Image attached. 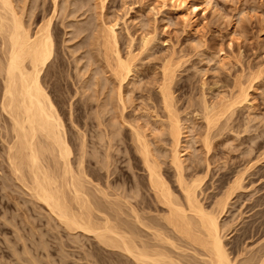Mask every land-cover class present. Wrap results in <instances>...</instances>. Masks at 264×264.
<instances>
[{"label": "bare ground", "instance_id": "obj_1", "mask_svg": "<svg viewBox=\"0 0 264 264\" xmlns=\"http://www.w3.org/2000/svg\"><path fill=\"white\" fill-rule=\"evenodd\" d=\"M63 1L65 4L59 5V0H50L49 7H45L43 4L45 0H0V130L7 131L9 134L5 158L11 174L33 202L30 201L33 204L43 205L46 219L53 220L55 225L68 231V234L78 233L76 237L73 234L74 238L89 234L88 236L91 235L100 245L118 250L120 254L129 258L132 264H264V242H262L264 239L261 240L262 244L260 242L254 250L247 249L248 251L245 250L246 248L241 247L240 249L238 246L241 245H236L229 250L227 242L224 241L227 237L225 232L231 229L232 220L237 219L238 216L231 218V223L226 218L225 221L224 217L229 209L234 207V203L238 202H241L236 205L239 208L238 210L236 208L239 216H242L245 210L253 212V215L251 214L252 219L241 228L240 236L236 235V237L242 242L246 239L264 237V195L249 198V203L244 206L243 212L240 211L242 209L240 207H243L246 199L239 201L247 186L264 181L262 180L264 179V150L258 145L254 146V137H245L247 133L245 131L250 126L248 128L247 124H242L247 127L242 126L244 129L240 131L237 127L238 131H234L235 128L230 123L237 106L250 104L248 89L253 87L250 81H248L249 86H245L242 80L240 82L239 76L233 82L235 83L233 88L237 87L236 91L229 87L231 90L220 91L211 99H207V94L201 91V98L199 97V102L196 101L199 103V107L196 108L199 109L190 110L192 124L188 125V121H184L181 115H178L173 91H171L175 68L171 67L170 63H164L157 79L158 102L161 104L159 107L162 108L163 114H156L157 105L153 107L148 102V104L143 103L144 107H139L143 110V115H141L145 116L146 120L141 118V115V117L138 116L139 114L133 116L136 109L132 107V103L131 107L135 109H132L133 115H127L125 110L129 106L127 102L133 101L129 95L133 90L125 91L124 87L130 84L133 88L136 86L137 82L133 78L136 77L138 70L135 68L134 61L138 57L136 55L142 52L134 53L133 40L132 44L128 40L126 47L128 49L124 56L118 50L115 28L122 20L121 15L113 14L115 17L105 21L101 17L103 13L100 10L99 13L102 14L97 16L96 26L88 20L81 25L69 22L68 26L72 28L69 32L72 34V39L80 38L84 32H88V35L83 36L86 41L80 42L79 48L76 47L77 51L82 47L85 49L86 46L90 48L93 46L97 53L89 56L92 58L91 64L94 62L95 65V62L103 61L104 64L100 67V71L102 74L109 73V76H99L100 71H95L97 73L94 72L91 83L87 84L88 78L87 83L84 82L85 85L80 83L81 87L87 90L100 87L101 79L105 83L99 89H106V85H111L104 92V95L107 91L111 92L109 96L103 98L97 107L95 106L94 117L97 121L95 129H98V136L96 135L98 140H93L92 135L87 139L84 133H79L76 135L77 155L73 156L72 144L66 135V129L64 130L63 120L55 107L56 103L46 91L45 85L55 84L51 80L57 73V66L60 65V61L57 62L59 53L55 46L57 36L53 19L59 14L61 24L65 27L66 18L84 16L91 7L85 9L88 5L87 0ZM95 1L96 6L94 5L93 9L96 10L98 4H101L103 8L104 0ZM209 1L203 0V3L209 4ZM161 2L165 6L167 3L172 5L177 0H161ZM181 4L177 2L176 5L180 7ZM183 6L182 4L181 7ZM38 8L40 11L35 13ZM194 8H191L194 11L193 14L196 11ZM32 25H35L33 29H31ZM152 37L149 35L142 38L140 43L142 51L149 50ZM81 75L83 77L82 73ZM253 79L251 80L254 82ZM145 100L152 101L150 95ZM250 106L251 104L248 107ZM73 115L69 110V116ZM245 116L243 117L246 118ZM154 117L160 120H154ZM248 117L250 118V115ZM140 118L144 124L140 122ZM150 118L153 120H148ZM253 118L248 121L246 119V122L251 120L250 123H253ZM130 119L132 121H129ZM198 121L199 125L197 123L195 125L199 128L197 136L201 138L202 145L200 144L201 147H199H203V156L190 155L195 159H192L194 157H190L192 160L188 158L191 163L186 165L185 160L187 162L188 159L184 158L182 148L187 150L188 147L184 145L182 147V140L187 138L186 133L191 137L189 132L194 131L195 135L196 128L192 125ZM121 127L129 129V132L127 131L129 138H127L131 146L126 145V149L130 153V159L134 162L132 165L143 171V174L138 175L135 172V177L127 174L129 180L125 186L120 183L121 186H119L118 181L116 182L117 177L114 176L117 163L121 158L117 152L120 146L119 141H122L120 139L117 141L115 135L118 136L117 131ZM226 130L229 133L224 132ZM155 132H158V135L154 137L157 140L151 136ZM231 132L234 133L235 139L237 138L235 150L238 151V154L232 158L238 160L233 161L232 166H228L231 176L220 173L217 181L221 185H218L217 192L206 193L209 187L208 185L206 187V178L208 177V181L213 178L217 167L215 163L222 158V154H225V152H219L218 149L213 151L217 144H213V140L223 136L224 140L217 141L226 143L234 138L230 135ZM242 133H245L244 136ZM160 136L163 137L160 138ZM195 137L193 136V142ZM189 139L185 141L186 146L192 141ZM248 140L251 142L249 143ZM156 141L161 142V145H157ZM244 144L246 146L242 147ZM223 145L224 148L225 145ZM226 155L230 157V160L232 159L229 152ZM212 165L216 167L213 168ZM166 172H169L171 178ZM213 188L214 186L212 190ZM258 189L260 191L261 186ZM234 198L236 200L232 203ZM41 205L40 209H42ZM51 227L54 225L52 224ZM28 249H26L27 252L26 250L23 252L28 254L29 251L30 254H34L30 252L31 248ZM34 255H31L32 258L28 257L30 262L32 259L35 260ZM24 260L27 261V259Z\"/></svg>", "mask_w": 264, "mask_h": 264}, {"label": "rangeland", "instance_id": "obj_2", "mask_svg": "<svg viewBox=\"0 0 264 264\" xmlns=\"http://www.w3.org/2000/svg\"><path fill=\"white\" fill-rule=\"evenodd\" d=\"M45 1L46 2L43 3L44 6L49 7V5L51 4L50 0ZM68 1L70 2V0ZM87 2L88 5L85 6V9L91 7V11L89 10L84 16L66 18L64 21V24L66 25L65 27L63 24H61L59 14L53 19V25L56 26L55 35L57 36V39H55V42H57V44H55V46H57L56 51L57 53H59L57 62L60 61V65L57 66V73L51 80L55 84L47 83L45 85L46 91L56 103L55 107L59 111L60 117L63 120L62 123L65 127L64 130L66 129V135L68 136V139L72 144L70 145L72 148L71 150L73 151V156L77 155L78 139L76 138V135H79V133H84L87 139L90 137V135H92L94 137L93 140H98V129H95V124L97 121L94 117L96 113V107L103 98L109 96L111 92L107 91V93H105L106 95H104V92H106L107 87L110 88L111 85H106V89H99L102 87V84L105 83L101 79L100 87L97 86L88 90L81 87V84L85 85L84 82L87 83L86 80L88 78L90 79V81L88 79L87 84L91 83V81L93 80L92 77L94 75V72H99L100 67L104 64V62H95V65L94 62H92L91 64L90 61H92V58H89V56H94L97 53L93 46L91 48L90 46H86V48L88 47L87 49L85 48L86 50L82 47L83 51L82 49H79L77 51L80 42L86 41V38L83 36L88 35V32H84L81 36L82 38L80 37L77 39H72V34L69 33L70 31H72V28H70L68 24L69 22H73V24L75 25H81L84 21L87 22L88 20V22H92V24L95 25L97 24L96 18L98 14L100 16L102 13L103 14L101 17H103L105 21L111 20L114 16L113 14H117L118 16L121 15L122 20L120 19L121 22H119V25L115 29L117 32L116 40L118 41L117 48H119L118 50L121 51L119 52L123 54V56L124 53H127L126 49L128 48L126 47L128 46V42L130 41L131 43L132 40V50L134 49V53L137 54V51L142 52H140V55H136L138 57H136L134 61V65H136L135 68H137L138 70L136 77L133 78V80L137 82L136 86L133 88L132 84H130L124 87L125 91L131 89L133 90L131 94L128 93L133 101L130 103L127 102V104H129L128 108L125 110V112H127V115H133L132 109H136V112L133 116H136L137 114H139L138 116H140L141 114L143 115V110L141 108L142 106L144 107L143 103L148 104V102L153 107L157 105L155 108L156 114H163L162 108L159 107L161 106V104L160 102H158L159 94L157 90V79L159 78V74L161 72V66L164 63H170V66H174L173 68H175V70L173 69L175 72V76L173 77L174 82L172 81L173 84H171V91H173L172 94L174 95V103L178 115H181L180 117L184 121H188V125H190L189 123L192 124V113L190 114V110H194V108L199 107V103H197L196 101L199 102V97L201 98V91L207 94V99H211L212 97L217 96L220 91H228V89L231 90V88L229 87H232L233 90L235 84L233 82H235L234 80L240 76L239 80L240 82L243 81L245 86H249L248 81H250V84H252V86L254 87L248 89V98L251 106L248 107L250 104L237 106L234 109L235 114L232 116L233 119L231 120L232 122L230 121V123L231 126L233 125V128H235L234 131H240L241 129L243 130L245 127H247V125L248 128L250 126V128L245 131L247 132L246 134L242 133L243 136L245 134V137H254V146L258 145L262 147V150H264V119H262L264 118V0H210L209 4L203 3V0H177L178 3L180 2L184 5L183 7H181V4V8L176 5L177 2L172 4L176 5L174 7L170 3H167V5L163 6L161 0H104L102 3L103 8L100 6L101 4H98L96 10L93 9L96 6L95 0H87L86 3ZM61 4H65V2L63 0H59V5ZM192 7H195L194 10H196L194 14L192 13L194 12L191 9ZM38 10L40 11V9L38 8L37 10H35V13L36 11L38 12ZM100 10L102 11V13H99ZM95 13H97V15ZM86 16L87 19L84 20ZM93 16L95 19L93 18ZM80 20H82V22ZM34 26L35 25H32L31 29H33ZM65 32H67V34H65ZM149 35L153 36V40L149 44V48L147 46L149 50L147 49L148 51H142L140 48V43L142 42L141 40L143 37H148ZM60 52L62 54H60ZM60 58L62 61L60 60ZM76 64L78 65L76 66ZM219 65H221V67ZM80 72L83 74V77ZM90 72L92 73V76ZM103 75L109 76V73L107 72L106 74H102L100 71L99 76ZM248 77L250 78L248 79ZM251 79H253L254 82ZM215 82L216 84L214 85ZM238 82L236 83L238 84ZM211 83L215 86V88ZM232 83L233 86H231ZM236 88L237 87H235L234 91H236ZM94 90H96V92H94ZM147 90H149V92ZM111 95L113 96V94ZM149 95L152 101L145 100ZM131 103L132 107H135V109L131 107ZM107 107L109 108L110 106ZM188 107L189 109H187ZM68 109L70 110V112H72V114H74L73 116H69ZM128 112H131L132 114ZM248 115H250V118L248 117ZM251 115L255 117L253 118ZM243 116H245L246 118H244ZM247 117L248 119L253 118V123H250V120L248 124L246 122ZM141 118H145L144 120H146L145 116H142ZM153 119L160 120V118L155 117ZM153 119L150 118L148 120ZM243 119L246 123H243ZM189 120L191 122H189ZM129 121H132V119H130ZM199 121L193 123L192 125V127L196 128V130H194L195 135L196 137H198V139L195 137L193 133L194 131H188L191 137H189L188 133H186L187 138L189 137L190 139H188L192 141L186 146L187 142L185 141H188V139H183L182 137V142L185 143L181 144L182 147L184 145V147L189 148H187L188 151L182 148L183 156L185 155L184 158L186 159L194 157L190 156L193 154L195 155V157L203 156V147L200 148L201 138L200 136H197L199 131L197 125H199ZM259 121H261V124L259 123L260 126L258 124ZM140 122H143L142 124H144V121H142V119L140 120ZM196 123L197 125H195ZM242 124L247 125H244V127ZM257 124L258 126H255ZM125 126L126 125H124V127ZM242 126L244 128H242ZM254 126L257 128L254 129ZM237 127L240 129L237 130ZM78 130L80 132H78ZM127 131L129 132L128 127H121L117 131L118 136H120L118 137L117 134L115 135V139L117 141H119V139L122 140L119 141L120 143L118 142L120 146L118 147L119 151L117 152L119 153V157L121 158L117 163L114 174V176L117 177L116 182L118 181L119 186H125L127 180H129L127 174H132V177H135L136 173L137 175L143 174V171L141 169H136L132 165L134 164V162L130 159V153L126 149V145L131 146L128 139L129 133ZM227 131L228 130L224 132ZM157 133L158 132H155L156 135L152 134L151 136L154 138L158 135ZM231 133L230 135L234 137L232 139L236 140L237 138L235 139L234 133ZM8 135L9 134L7 133V131L5 132L3 130H0V264H25L27 261L28 262L26 264H29L30 258L28 257H31V255L33 256L34 254L36 255H34L35 260L32 259L33 262L38 260L36 261V263L34 262L35 264H132L130 259L125 257L123 254H120L118 250L110 249L105 247L104 245H100L91 235H82L80 233L82 236L79 235L77 236L78 238H74V236L76 237V234L78 233L68 234V231L64 230L60 226L55 225V222H53V220L49 221L48 218L46 219L45 207H43V205L39 203L33 204L32 199L27 197V194L24 192L25 190L15 180L13 174H11L12 172L5 158L6 142L9 138ZM151 136L149 135V137ZM193 136L195 137L194 142ZM162 137L163 136H160V138ZM222 137L223 136H221V138L217 137L218 139L215 138L213 140V144L217 143L215 144L216 148L214 146L213 151L218 149L219 152H225V154H222L223 156H225L227 152H229L230 155H232L231 158L234 155H237L238 151L235 150V143L237 144V140L232 142L233 140L230 139V141L222 143L221 141L224 140V137ZM219 139L221 141H217ZM154 140L157 139L154 138ZM195 141L199 143H196ZM248 141L249 143L251 142V140ZM156 142L158 144H155L161 145V142ZM229 142L230 144L234 145H230ZM222 144L225 145L223 146L227 150L222 147ZM227 145L231 147L229 151V147ZM245 146L246 145L244 144V146L242 147ZM194 152H196L197 154ZM187 153L189 156L187 155ZM198 154L200 156H198ZM223 156L215 163L217 167L212 165L213 168L216 167L214 170L216 173L214 175L215 178L213 176V180L211 179L209 181L208 177L206 178V187L209 186L206 193L217 192L216 189L218 185H221V183L217 181L220 173H225L227 176H231V170H228V168L232 166V163L236 162L238 159L232 158L233 160L231 159V161L229 156L226 155L229 160H227L226 156V159ZM195 157L192 159H195ZM187 162L185 160L186 165L191 163L189 159L187 160ZM168 171L171 172V170L169 169ZM166 174L171 178V176H169V172H166ZM132 177L131 179H133ZM257 183L258 182H256L255 184L253 183L255 186L253 184H250L243 191V194L241 195L239 201H243L246 199V202H244L245 204L243 205V207H240V209L242 208L240 211L243 212L245 210L244 206L249 203V198L264 195V190H262L264 189V181L260 182L259 184ZM212 185L214 186L213 190ZM260 186L262 191H259L258 189ZM235 200L236 198L232 199L231 202L234 203ZM240 203L241 202H238L237 204L234 203V207H231L229 209V212L226 215L227 217H224V220L226 218V220L230 222L231 218L233 219L234 217L238 216L237 219L234 218L235 220H232L234 223L232 221V223L230 222L232 224V227L230 230H228V232H225V234H227V237L224 238V241L225 243L227 242L226 244H228V249L234 248V246L236 245H241L238 246L240 247V249L246 248V251H248L247 249L254 250L257 246H259L261 240L264 239V237L260 239H246L247 242H245L246 240L242 242L241 240H239V238H237L242 232L241 228L244 227L246 223L252 219L253 215V212L245 210V213H242L243 215L239 216V211H237L239 208H237L238 206L236 205ZM40 205L42 206V209L39 208ZM52 224L54 225V227H51ZM73 234L75 235L73 236ZM20 236L22 237V239H20ZM262 242H264V240H262ZM44 245L47 247H45ZM22 246H24V248L25 246L29 249L31 248L30 252L32 251V253L34 252V254H30L29 251L27 254V248L24 249ZM33 247H35L36 249ZM43 247H45L46 249ZM24 250H26V252H23ZM35 250L38 252H36ZM24 259H27V261ZM22 260L25 261V263ZM32 260L30 264H33Z\"/></svg>", "mask_w": 264, "mask_h": 264}]
</instances>
